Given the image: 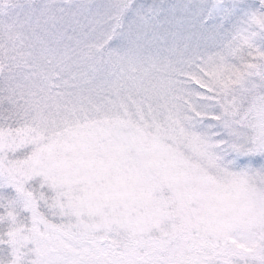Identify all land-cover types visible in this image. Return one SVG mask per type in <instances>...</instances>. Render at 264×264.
<instances>
[{
	"label": "snow or ice",
	"instance_id": "obj_1",
	"mask_svg": "<svg viewBox=\"0 0 264 264\" xmlns=\"http://www.w3.org/2000/svg\"><path fill=\"white\" fill-rule=\"evenodd\" d=\"M0 264H264V0H0Z\"/></svg>",
	"mask_w": 264,
	"mask_h": 264
}]
</instances>
